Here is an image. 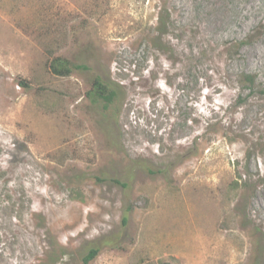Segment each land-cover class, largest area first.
<instances>
[{"label": "rangeland", "instance_id": "1", "mask_svg": "<svg viewBox=\"0 0 264 264\" xmlns=\"http://www.w3.org/2000/svg\"><path fill=\"white\" fill-rule=\"evenodd\" d=\"M166 263L264 264V0H0V264Z\"/></svg>", "mask_w": 264, "mask_h": 264}, {"label": "trees", "instance_id": "2", "mask_svg": "<svg viewBox=\"0 0 264 264\" xmlns=\"http://www.w3.org/2000/svg\"><path fill=\"white\" fill-rule=\"evenodd\" d=\"M159 23H161V18ZM245 42L247 41H242L239 43L242 44ZM84 67V65L74 63L73 61L61 55L52 56L48 61L49 71L56 75H67L75 68L78 69ZM245 79L249 81L250 84H253L255 76L247 74ZM21 83L23 86L27 87V84L24 81H21ZM86 94L92 101H101L103 103V107L107 108L108 106H115L121 100L122 90L119 84L111 81H104L99 76H95L92 80L91 87L86 92ZM96 253V248H90L87 254L84 255L83 261L87 262L91 260L96 255ZM48 261L50 263H55L58 260L55 254L52 253L50 256H48Z\"/></svg>", "mask_w": 264, "mask_h": 264}]
</instances>
